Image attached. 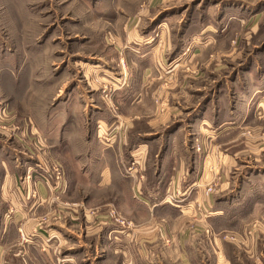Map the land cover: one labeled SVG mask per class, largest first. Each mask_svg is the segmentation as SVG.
I'll list each match as a JSON object with an SVG mask.
<instances>
[{
    "label": "crops",
    "instance_id": "crops-1",
    "mask_svg": "<svg viewBox=\"0 0 264 264\" xmlns=\"http://www.w3.org/2000/svg\"><path fill=\"white\" fill-rule=\"evenodd\" d=\"M214 2L220 4L219 9L223 18H228L227 21L218 26L212 24V20L206 31L203 29L191 34L195 39L221 42L229 28H235L236 24L243 28L248 22H252V16L255 20L264 15V0ZM152 11L153 4L148 8L145 5L139 15L130 18L122 26L121 33L112 32L117 58L99 59L88 56L84 62L78 61L79 73L83 72L85 79L60 87V92L65 90V94H69L63 98V104L57 112L47 113L46 108L39 111L38 115L33 113L28 128L34 137L37 135L41 138L44 153H38L37 158L30 156L27 144L19 142L22 148H14L15 161L7 162L0 156V255L5 247L12 251L9 264H74L75 261L66 258V255L74 252L75 255L72 256L76 259L78 252L80 257L84 254L87 250L83 239L85 234L86 239H93L92 244L100 242L103 250L111 248L113 255L121 258L120 264H167L169 257H177L181 264H191L197 261L190 258V248L196 250L200 243L211 252V264H247L234 252L235 248L233 253L230 252L232 248L217 238L216 234L209 238L204 232L207 228L215 233L217 229H225L219 228V222L225 224L221 227H227L228 210L222 207L223 203L219 206L217 202L226 200L224 195L231 190L236 180L237 194L239 191L247 195V186L250 187L245 209L250 208L246 211L241 208L244 212L242 217L258 216L256 207H252L259 205L258 187L262 185L258 186L252 178H246L248 173L246 177L243 175L236 179L232 171H242L241 165L250 167L252 171V163L255 161L257 168L254 172L264 174V165L258 164L261 159L257 156L253 158V151L250 161H242L240 152L244 150L227 156L220 147L203 158L194 146H190V137L194 135L190 133V124L202 125L201 137L210 140L226 134L228 124H245L250 119H264V67L255 63L251 68L243 70L242 74L250 80L249 83L243 82V76L237 74L234 80L237 89L231 104L233 111L229 113L234 115V120L227 119L226 112L221 113V106H226L225 102L221 103L223 90L210 89L207 98L190 113V82L187 78L180 77L182 68L169 66L170 62H166L167 56L176 54L178 47L172 53L168 51L167 41L171 38L158 29L162 19L159 14L152 17ZM181 15L183 14L177 11L172 19L176 17L175 22L180 23L178 32L183 29L182 26L186 29L179 35L181 42L189 41L187 43L190 44V27L194 22L188 13L186 16ZM148 20L150 24H147ZM182 21L185 23L181 24ZM170 22L168 19L166 24ZM253 26V35L258 34V26ZM255 55L264 58V46L258 47ZM120 60L124 62V66ZM108 90L112 91V98L105 99L107 106L108 103L116 104L120 113L113 114V110L104 104L102 92L106 94ZM70 94L73 95L71 100ZM171 98H177L183 103L186 101L187 104L171 102ZM70 103H73L71 108ZM183 114L185 115L182 116ZM236 119L240 122H236ZM93 121L98 124L96 136H91V131L88 130ZM211 123L214 124L212 129H207L206 126ZM105 135L110 138L107 145L103 142ZM254 152L257 155L264 152L260 142H257ZM54 154H59L66 165L64 177L58 185L60 189L54 187L56 183L44 182L34 175L39 170L42 171L39 169L40 162L44 164L43 167L49 168V159ZM214 155L219 157L215 165L224 170V174L218 177L222 181L217 182V177L214 178L215 184L219 186L215 193L219 196L210 190L214 181L206 178L205 172L207 161ZM201 157L204 159L203 163L199 162ZM24 168L31 171L34 177L31 173L28 175L32 178L21 177L19 170ZM243 171L246 173L249 170ZM84 188H89L91 194L92 191L96 193L94 200L100 193L106 192V202L114 203L128 218L129 225L115 223L96 228L99 241L95 240L92 230L97 216L94 217L96 213L91 210H86L84 215L79 213L82 222L86 226L89 224L91 234L83 229L71 230L65 226L66 223L56 226L52 224L54 219H50L47 225L40 226L39 219L45 212L60 213L58 208L63 206V201L52 200L56 198L55 192L64 199ZM185 200L190 204L189 207L179 204ZM196 206L200 208L197 209ZM90 207L98 205L92 203ZM197 210H201L200 217ZM179 211L187 213L188 217H195V224L203 230L202 236L205 239L200 241L198 237H192L190 224L185 228L170 226L171 231H166L162 220ZM78 212L75 208V211H68V214L76 216ZM10 213L12 215L9 220L6 216ZM231 216L232 214L229 219L236 221L234 224L242 223L241 216ZM78 218H72L76 221L75 224H80ZM20 228L28 240H22ZM260 242L258 237H254L247 241L246 248L239 250L250 249L254 258L257 257V261H253L261 264ZM73 244L76 246L67 248ZM44 245L62 249V256H59L62 260L56 258L61 262L52 261V255L58 254L52 253L51 250L54 249H46ZM184 251L187 252L186 257ZM159 252L163 253V257ZM90 259L81 264H93L95 258L90 256ZM2 260L0 258V264L3 263Z\"/></svg>",
    "mask_w": 264,
    "mask_h": 264
},
{
    "label": "rangeland",
    "instance_id": "rangeland-1",
    "mask_svg": "<svg viewBox=\"0 0 264 264\" xmlns=\"http://www.w3.org/2000/svg\"><path fill=\"white\" fill-rule=\"evenodd\" d=\"M218 1L220 0H216V2ZM248 1L250 2V0ZM150 4H153L151 16L154 17L159 14L160 19H162V27L159 26L158 29L163 30L164 35L171 38V40L167 41L168 51L172 53L175 50L174 48L178 47L176 54L166 55L168 57L166 62H170L169 66L173 65L178 69L182 68L179 74L180 77L187 78L190 82V113L194 107L199 106L205 100L204 98H207V92L210 89L223 90L221 103L225 102L226 106H221V113L222 111L226 112L227 119L234 120V115H229V113L233 111L231 104L233 94H235L237 89L234 82L237 74L240 73L243 76V82L249 83L250 80L246 79V75L242 74L243 70L251 68L255 63H259L264 67V58H258L255 55L257 48L261 45L264 46V15L255 20L252 16L250 18L252 22H248L243 28L237 27L238 25L236 24L235 28H229L224 33V38L221 42L212 43V41H205L206 39L202 38L199 40L195 39L192 35L203 29L206 31L208 23L212 20V24L218 26L224 24L225 20L227 21L228 18H223L219 9L220 4H216L214 0H0L1 157L5 158L7 162L15 161L14 148H22L19 142H23L24 145L27 144L30 156L37 158L38 153H44L42 151L41 138L39 139L37 135L34 137L28 128L30 117L33 113L38 115L39 111H44L46 108L47 113L50 111L52 113H55L54 111L57 112L59 106L63 104L61 101L69 94V92L65 94V90L60 92V87L66 83L84 81L83 72L79 73L80 65L78 61L84 62V59L88 56L98 57L99 59L117 58L118 52L114 48L116 42L111 36L112 32L113 34L121 33L122 26L130 18H135V16L139 15L145 5L148 8ZM177 11L183 14L181 16H186L188 13L192 22H196L190 27V44L187 43L189 41L181 42L179 35L181 31L186 29L182 26L183 29L181 27V31L178 32L180 23L175 22L176 17L172 19ZM181 16L180 18H182ZM168 19L171 22L166 24ZM184 23L185 21H182L181 24ZM147 24H150L149 20ZM254 24L258 26V34L254 33L253 35L252 28ZM161 30L159 31L161 32ZM121 60V65L124 66L125 64ZM111 93L112 91L110 90L106 94L102 92L106 96L102 95L104 104L113 110V114L120 113L116 104L108 103V106L106 104L105 99L112 98ZM69 98L71 100L73 95L70 94ZM171 99V102L178 101L179 104L181 102L177 98ZM186 104V101L184 103L181 102V105ZM72 105L73 103H70V108ZM66 108H69V105H66ZM236 120V122H240L238 119ZM97 125L94 121L90 123L88 130L91 131V136L97 135ZM213 125L211 123L206 128L212 129ZM227 126L226 134L223 136L205 140V138L201 137L202 125L190 124V133L194 134L190 137V146H194L202 154L203 158L220 147L221 151L226 153L227 156L234 154L236 151L244 150L240 152V159H243L242 161H250V154L253 151V158L257 156L261 159L258 164L264 165V152L259 155L254 152L257 149V142H260V147H264V119H250L245 124H235L234 122ZM105 136L103 142L105 143L104 145H107L110 138ZM227 156L226 158H228ZM202 157L199 162L203 163L204 159ZM218 158V155L210 158L207 161L205 171L206 178H211V181H214L212 183L214 186L210 190L217 196L219 194L215 193V191L219 186L215 184V180L218 179L217 182L219 180L222 181L218 177L224 174V170L215 165ZM49 160L51 161L48 164L49 168L43 167L42 165L44 164L40 162L39 169H42V171L39 170V173L34 175L44 182L56 183L53 173L54 166H61L65 170L66 165L59 154L51 155ZM225 161L228 162L227 160ZM240 162L239 166L241 165ZM254 163L256 162L253 161L252 163L254 170L250 171V167L241 165L242 171H232V175L234 174L235 178L239 179L243 175L246 177L245 175L248 173L246 178H252L253 182L258 186L262 185V187H258L259 196L257 199L259 205L252 207H256L259 212L258 216L253 218L242 217L244 212L241 208L245 211L250 208L249 206L245 209V206L248 205L245 202L249 198L250 187L247 186V195L241 194L239 191L237 194V191H235L237 180H234L231 190L224 195L226 200L224 202L216 200L219 206L223 203L222 207L228 210L227 227H221L225 224L223 225L222 222H219V228L225 229H217L215 233L210 228H207L204 233L209 238H213L216 234L217 238L226 243L230 249L232 248L230 252L233 253L235 248L236 251L234 252L240 256V259H244L247 264H256L253 260L257 261V257L254 258L253 253H250V249L246 251L239 249L246 248L248 240L258 237L261 241L260 245H262L260 263L264 264V181H262L264 180V174L254 172L257 168ZM245 169L249 171L245 173L243 171ZM29 173L31 171L29 172L25 168L19 170V175L23 178L28 176L32 178L31 175H28ZM215 176L217 177L216 179H214ZM56 189H60V187ZM60 191L62 192V190ZM104 193L106 192L100 193L94 200L93 197L96 193L92 191L91 194L89 188L77 190V194L73 195L71 193L72 195L70 194L68 198L64 199L55 192L56 198L52 200L63 201V206L60 205V208H58L60 213L54 214V211L45 212L39 219L40 226L47 225L50 219H54L56 221L53 220L52 224H56V226L66 223L65 226L71 230L80 231V229H83L84 232L89 231V234H91L88 228L89 224L86 226L82 222L81 217H79V213L84 215L83 213L86 210H91L96 213L94 217L97 216L92 230L95 233V240L99 241L100 237L97 235L96 228H103L115 223L122 226L129 225L128 218L118 210L117 206L114 203L106 202L107 196ZM92 203L97 204L98 207L91 208L90 205ZM179 204H186L188 207L190 205L187 200L181 201ZM75 208L79 211L77 215H69L68 211H75ZM182 208L184 210L187 209L185 207ZM196 208L199 209L200 206H196ZM197 212H199L200 217L201 210H197ZM230 214L232 216H241L242 223L234 224L236 221L229 219ZM11 215L12 213L6 217L10 220ZM196 217L199 218L197 215ZM72 218L80 219V224H75L76 221L72 220ZM188 221L190 223H186ZM162 223L166 226V231L168 232L171 231L169 229L170 226L185 228V226L190 224V235L198 237L200 241L205 239V236H202L203 230L199 229V226L195 224V217H188L187 213L173 212L168 219L162 220ZM22 231V229L19 230L22 240H28L25 232ZM85 235L83 239L87 244L86 253L84 252L80 257L78 252L76 259H74L72 255L75 254L72 252L67 254L66 258H72L75 261L74 264H81L86 260L89 262L90 256L95 258L93 259V264L121 263V258L113 255L111 248L108 250V248L103 247V250L100 242H96L98 245L96 243L92 244L93 239H86ZM75 246L76 244L68 245L67 248L71 249ZM44 247L46 249H54L51 252L58 255H52L53 258L51 260L58 262L59 260L56 258L62 256V249L51 248V245H44ZM56 249H59V251H56ZM12 253L7 247L3 248L1 250L2 255H0V258L3 259L1 264H9L8 259L11 258L10 255ZM159 253L163 257V253ZM186 254L187 252L184 251L185 257ZM189 255L190 258L193 257V260L197 261L194 263L191 261V264H202V262L203 264L204 262L205 264H211L212 262L211 252L204 248L201 243L196 250L190 248ZM59 259L62 260V257H59ZM180 261L177 257H169L166 260L167 264H181Z\"/></svg>",
    "mask_w": 264,
    "mask_h": 264
},
{
    "label": "built area",
    "instance_id": "built-area-1",
    "mask_svg": "<svg viewBox=\"0 0 264 264\" xmlns=\"http://www.w3.org/2000/svg\"><path fill=\"white\" fill-rule=\"evenodd\" d=\"M53 173H54V176H55V179H56V184H55V188H59V184L61 183L63 177H64V170L61 166H54V169H53ZM30 178V176H29ZM234 239V238H232Z\"/></svg>",
    "mask_w": 264,
    "mask_h": 264
}]
</instances>
